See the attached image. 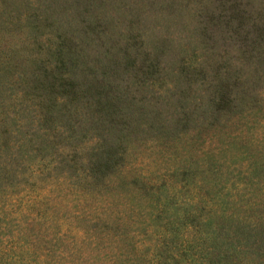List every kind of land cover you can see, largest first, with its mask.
<instances>
[{"label":"trees","instance_id":"1","mask_svg":"<svg viewBox=\"0 0 264 264\" xmlns=\"http://www.w3.org/2000/svg\"><path fill=\"white\" fill-rule=\"evenodd\" d=\"M101 2L0 0V264H264V0H182L175 52Z\"/></svg>","mask_w":264,"mask_h":264},{"label":"rangeland","instance_id":"2","mask_svg":"<svg viewBox=\"0 0 264 264\" xmlns=\"http://www.w3.org/2000/svg\"><path fill=\"white\" fill-rule=\"evenodd\" d=\"M7 1L9 2V0ZM10 1L13 7L23 9L24 6L21 0ZM168 1L170 0H102L99 6L91 5L87 19L97 17L100 26L103 25L109 36L116 39H123L126 35L125 29L128 27L136 34H142L137 41L143 39V43H148V37L156 40L161 36H168L171 39L169 46H171L172 52L179 49L180 44H183L186 49L197 47L200 37L197 30L193 28L195 24L193 8L190 4H183L182 0H173L176 6L167 12L164 7ZM56 12L53 13V17L58 16ZM26 20L22 16L19 21L13 19L12 24L8 27L3 26L0 28V51L8 53V49H15L14 52L16 53L14 54H17L16 47L19 43H22V41L29 43L26 38L27 33L23 32L24 28H22ZM32 24L34 23L32 22ZM36 25L40 27V33L43 36L52 37V28L43 24ZM41 31L49 33L43 34ZM28 36L31 40L33 30H30ZM262 129L264 131V127ZM262 141H264V134H262L259 142L252 145V148L257 150Z\"/></svg>","mask_w":264,"mask_h":264}]
</instances>
